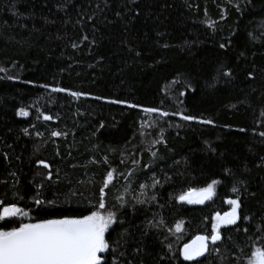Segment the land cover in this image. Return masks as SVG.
Wrapping results in <instances>:
<instances>
[{"label": "trees", "instance_id": "16d2710c", "mask_svg": "<svg viewBox=\"0 0 264 264\" xmlns=\"http://www.w3.org/2000/svg\"><path fill=\"white\" fill-rule=\"evenodd\" d=\"M1 67L0 211L88 215L111 172L102 264H245L264 248V0H0ZM213 181L203 203L179 200ZM231 199L239 219L213 243ZM195 235L208 248L188 261Z\"/></svg>", "mask_w": 264, "mask_h": 264}, {"label": "snow or ice", "instance_id": "6c2138e0", "mask_svg": "<svg viewBox=\"0 0 264 264\" xmlns=\"http://www.w3.org/2000/svg\"><path fill=\"white\" fill-rule=\"evenodd\" d=\"M131 2L135 3V0H131ZM104 3L107 6L108 0H104ZM59 8L62 10L63 4L59 5ZM237 10L242 11L239 8ZM115 15L119 17L121 13L117 11ZM92 18V15L88 16L89 20H92ZM77 23H80V20ZM95 30L93 29V31ZM249 35L251 36V33ZM83 39L87 40L88 37L85 36ZM73 46L75 47L76 45L74 44ZM220 47L223 49L225 45L221 44ZM0 71H3V69H0ZM223 74L227 76L229 72H224ZM9 79H12V77H9ZM54 91H63V89H54ZM72 95L79 96L81 93L74 92ZM111 103H122V101L113 100ZM129 107H135V105H129ZM145 111L152 112L155 109H145ZM18 114L27 115L23 110ZM162 115H167V113H162ZM44 119L48 120L51 117L45 116ZM182 119L192 120L194 117L185 115L182 116ZM204 123H211V121H204ZM52 135L58 136L60 133L53 132ZM261 135H264V133ZM153 155L156 154L153 153ZM40 163L44 164L43 161H40ZM44 167L47 168L48 165L44 164ZM111 177L112 173L109 172L104 187H107ZM47 178L51 179L50 173ZM156 183H159V181L154 180V184ZM216 183L218 181H213L206 189L190 190L187 194L181 195L179 200H186L189 204L203 203L204 200L210 198L213 186ZM104 187L100 189L99 208L91 211L88 215H65L56 219H41L35 223H24L21 221L18 225L13 221V226L11 227H8L7 224L0 225V264H102V257L99 254L110 247L109 242L105 238V233L108 232L117 219L115 213L111 211L107 212V214H102L99 211V209L105 208ZM144 187L145 185L142 184L141 188ZM232 191L236 192L238 189L234 186ZM194 192L196 193L195 199L192 198ZM138 202L143 203V201ZM35 203L39 205L43 201L37 198ZM49 203L52 202L49 201ZM227 203L232 205V210L225 213L223 217L217 214L214 218L217 223L213 224V235L211 237L213 243L220 239L217 233V227L220 223L226 225L235 224L239 219L237 211L241 206L239 199H231ZM24 215H27V213H24L22 209L15 205L4 206L2 211H0V220H4L6 217ZM245 219H248V217H245ZM176 230L180 231L179 224H177ZM122 238L123 234L121 235ZM206 239V237L198 236L192 244H186L181 252L184 259L191 260L195 256L203 255L207 249ZM112 250L116 251L115 248ZM113 264H116L115 259ZM248 264H264V248H254L248 259Z\"/></svg>", "mask_w": 264, "mask_h": 264}, {"label": "rangeland", "instance_id": "374dc122", "mask_svg": "<svg viewBox=\"0 0 264 264\" xmlns=\"http://www.w3.org/2000/svg\"><path fill=\"white\" fill-rule=\"evenodd\" d=\"M0 69H3V71H0V72H3V73H5V74H10L11 72H10V68L8 69L7 67H1ZM107 176H108V174H107ZM106 176V177H107ZM105 177V178H106ZM104 183H105V179H104ZM210 185V184H209ZM208 187V186H207ZM207 187H205V188H207ZM204 188V189H205ZM213 189H214V186H213ZM200 190V189H199ZM102 214H107V212H104V211H100ZM5 220H7V221H9V225H10V227L11 226H13V221H15L16 222V224L18 225V223L19 222H24V223H34V222H32L31 220H30V218L28 217V216H26V215H24V216H18V217H6L5 218ZM215 222L217 223V221L215 220ZM223 224V223H222ZM220 225V224H219ZM217 232H218V229H217ZM212 234H213V232H212ZM211 234V235H212ZM211 235L209 236V237H211ZM208 239H210V238H208ZM258 241L256 242V247H254V248H257V247H259V248H262L263 247V241L261 240V239H257ZM208 248V247H207ZM101 257H102V255H101V253L99 254ZM247 262V261H246ZM246 264V263H245Z\"/></svg>", "mask_w": 264, "mask_h": 264}, {"label": "water", "instance_id": "95a60500", "mask_svg": "<svg viewBox=\"0 0 264 264\" xmlns=\"http://www.w3.org/2000/svg\"><path fill=\"white\" fill-rule=\"evenodd\" d=\"M106 179H108V176L105 178V180ZM113 179V174H112V177H111V179L109 180V182L111 181ZM108 182V183H109ZM105 184V183H104ZM102 187H104V185L102 186ZM105 188V187H104ZM204 189V188H203ZM206 189V188H205ZM191 190H194V189H191ZM190 191V190H189ZM189 191H187L185 194H187ZM198 191V190H197ZM214 192V189H213V191H212V193ZM104 193H105V190H104ZM184 194V195H185ZM193 199H195L196 198V193L194 192V194H193V197H192ZM225 215V214H224ZM224 215H220L221 217H223ZM216 216H217V214H216ZM221 224V223H220ZM218 227H219V225H218ZM218 227H217V229H218ZM218 233V232H217ZM219 234V233H218ZM213 235V234H212ZM212 235H211V237H212ZM198 236H203V237H206L207 238V236L206 235H195L194 237H192L189 241H187L183 246H182V248H181V251L183 250V248H184V246L186 245V244H192L193 243V241H195L196 240V238L198 237ZM219 236H220V234H219ZM211 237H210V241H212V239H211ZM205 243L207 244V247H208V241H207V239H206V241H205ZM207 250V249H206ZM206 250L204 251V253H203V255H200V256H195L193 259H191V260H188V261H193V260H197V259H199V258H202L204 255H205V252H206ZM253 251V250H252ZM252 251H251V253H252ZM251 253H250V256H251ZM183 256V255H182ZM249 256V257H250ZM184 258V257H183ZM249 259V258H248ZM246 264H248V260H247V262H246Z\"/></svg>", "mask_w": 264, "mask_h": 264}]
</instances>
